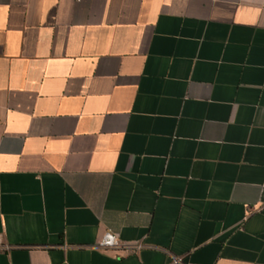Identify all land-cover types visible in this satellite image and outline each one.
I'll list each match as a JSON object with an SVG mask.
<instances>
[{
    "label": "crops",
    "instance_id": "0c3cea01",
    "mask_svg": "<svg viewBox=\"0 0 264 264\" xmlns=\"http://www.w3.org/2000/svg\"><path fill=\"white\" fill-rule=\"evenodd\" d=\"M173 257L264 264V0H0V264Z\"/></svg>",
    "mask_w": 264,
    "mask_h": 264
},
{
    "label": "built area",
    "instance_id": "2783aa9c",
    "mask_svg": "<svg viewBox=\"0 0 264 264\" xmlns=\"http://www.w3.org/2000/svg\"><path fill=\"white\" fill-rule=\"evenodd\" d=\"M121 246V243L119 242L118 238L112 234L111 232H105L102 236L101 240L94 246V248L98 250H114ZM132 252L137 253L139 252L143 246L140 243H134L130 246ZM63 249H66L67 246L63 245ZM168 264H184L183 258L181 257H173L169 261Z\"/></svg>",
    "mask_w": 264,
    "mask_h": 264
}]
</instances>
